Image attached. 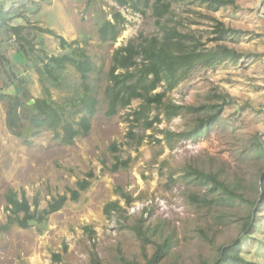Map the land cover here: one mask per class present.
I'll list each match as a JSON object with an SVG mask.
<instances>
[{"label": "rangeland", "instance_id": "rangeland-1", "mask_svg": "<svg viewBox=\"0 0 264 264\" xmlns=\"http://www.w3.org/2000/svg\"><path fill=\"white\" fill-rule=\"evenodd\" d=\"M232 1L213 10L199 0H176L171 13L158 18L155 0H139L137 9L134 1L0 0L7 13V23L0 25V224L7 221L9 190L25 194L36 214L58 195L68 197L41 224L0 231V264L145 263L163 242L168 248L158 264H202L235 240L244 258L264 264V152L258 146L264 147V0ZM117 11L126 19L123 29L115 41L102 42L99 28ZM216 20L236 31L223 41L210 40ZM165 24L193 32L204 48L225 45L240 57L197 65L166 90L165 103L185 106L172 118L154 105L136 120L139 98L107 116L105 87L114 50L130 40L160 38ZM11 25H25L21 39ZM38 27L83 48L95 64L88 78L98 99L91 129L69 144L50 129L37 131L32 111L23 106L15 128L20 135L8 126L13 98L26 103L45 97L36 67L68 53L55 35ZM46 85L52 99L68 104L67 113L71 98L83 92L71 64L58 82ZM165 89L162 82L153 93ZM216 103L222 104L217 119L202 133L185 135L215 112ZM155 115L160 122L147 127ZM116 157L129 159L128 166L112 170ZM190 168L217 174L235 195L196 179ZM81 179L90 186L71 199L69 189ZM115 202L121 208L106 215V204Z\"/></svg>", "mask_w": 264, "mask_h": 264}, {"label": "trees", "instance_id": "trees-1", "mask_svg": "<svg viewBox=\"0 0 264 264\" xmlns=\"http://www.w3.org/2000/svg\"><path fill=\"white\" fill-rule=\"evenodd\" d=\"M120 5H126L129 1H134L133 7L137 9L139 0H116ZM176 0H155L153 3V12L158 18H162L171 13V6ZM207 4L213 10L232 4V0H199ZM7 13L0 7V25L7 23L5 15ZM126 21L120 11L112 15V19H105L99 28V36L102 42L115 41L123 29ZM11 30L16 37L22 38V32L25 25H11ZM41 31L55 35L59 39V44L63 49H68V53L63 55H51L47 60L42 61V67H36L39 74V80L43 85L45 97L30 98L24 103L17 96L11 100L8 107V126L13 133L20 135L15 129L19 126V106L27 111H32L31 121L34 128L38 131L42 128L54 131L55 138H59L64 143H72L78 136H86L91 129V120L97 110L98 99L92 93L88 78L95 69V64L91 57L87 55L81 47H72L63 36L56 34L52 29L38 27ZM163 34L160 38H144V41L135 42L130 40L127 44L117 47L112 56V62L107 73L108 83L105 87V95L108 100L106 110L107 116L115 115L119 108L127 107L133 99H142L140 109L135 111L136 120L141 116H146L150 109L155 105L163 106L167 118H172L178 114L185 106L175 103H165L166 90L174 88V86L187 76L189 71L197 65L205 67L213 66L217 62L228 58L238 59L240 53L233 48L225 45H217L216 48H204L203 44L196 35L187 31L180 30L175 25H164ZM236 30L226 27L222 21L216 20L213 25L212 34L215 36L210 39L216 42L225 40L232 32ZM20 50L29 56V51L21 46ZM71 64L82 77L83 92L77 98H71V111L67 113L68 104L58 103L51 97L49 88L46 85L48 80L53 82L59 81L60 72ZM164 82L166 89L160 92L153 91ZM5 95L2 94L3 98ZM33 103L30 104V100ZM224 101V100H223ZM214 106V105H213ZM215 112L208 118H200L195 127L185 135H198L212 124L222 110V104L216 103ZM70 117V118H69ZM158 115L153 119L146 120V126L151 127L154 122H160ZM62 131V133H61ZM259 148L264 152L261 142H258ZM129 159L120 160L116 157V161L111 167L112 170H118L121 167H127ZM193 177L211 184L213 189H221L228 194L235 195L232 190L218 178V175L211 172H205L196 168H190L188 171ZM90 186L88 179L77 181V187L69 189L70 198L78 199L82 190ZM262 198H264V174L262 175ZM242 196V195H240ZM7 221L0 224V231H7L11 225L17 224L21 227H28L31 223L37 222L41 224L44 218L55 211H58L67 201L65 194L58 195L52 201L47 203L39 214L35 210H31V203L25 194L18 197L16 192L9 190L6 196ZM126 200L130 201V197L126 195ZM37 201L34 202L36 207ZM121 207L117 203L106 204L104 211L106 215L112 210H119ZM88 228V227H87ZM168 242L157 245L154 253L145 263L133 264H158L166 254ZM241 242L239 240L232 241L227 245H221L218 255L210 262H202V264H262L257 261L246 259L242 256ZM54 258H58L59 254L55 253ZM27 264V263H26Z\"/></svg>", "mask_w": 264, "mask_h": 264}, {"label": "water", "instance_id": "water-1", "mask_svg": "<svg viewBox=\"0 0 264 264\" xmlns=\"http://www.w3.org/2000/svg\"><path fill=\"white\" fill-rule=\"evenodd\" d=\"M29 102H30V104H32L33 103V100H30Z\"/></svg>", "mask_w": 264, "mask_h": 264}]
</instances>
